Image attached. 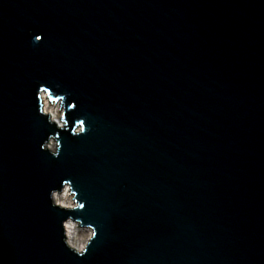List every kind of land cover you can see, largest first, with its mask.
Segmentation results:
<instances>
[{
    "label": "water",
    "instance_id": "obj_1",
    "mask_svg": "<svg viewBox=\"0 0 264 264\" xmlns=\"http://www.w3.org/2000/svg\"><path fill=\"white\" fill-rule=\"evenodd\" d=\"M0 264H264V0H0Z\"/></svg>",
    "mask_w": 264,
    "mask_h": 264
},
{
    "label": "clouds",
    "instance_id": "obj_2",
    "mask_svg": "<svg viewBox=\"0 0 264 264\" xmlns=\"http://www.w3.org/2000/svg\"><path fill=\"white\" fill-rule=\"evenodd\" d=\"M39 41V37H37V39H36V41H33V43H36V42H38ZM55 87H60L59 85H55ZM42 91H44V88H42V90L40 91V92H42ZM64 95H66L67 97H69L70 96V93H68V92H64L63 93ZM73 107H75V102H73ZM47 111V109L46 108H44V107H41L40 109H39V112L40 113H42V114H44L45 112ZM85 120H86V117L84 118V119H82L81 121H80V123L81 124H84V122H85ZM86 129L85 128H79V129H76L75 130V132H74V134L76 133V132H78V133H82V134H84V133H86ZM50 137V136H49ZM48 141H49V138L47 139V140H45L42 144H41V150H44V151H47V152H49V154L50 155H52L54 158H58L59 156H60V154H61V152H58V153H56L55 155L51 152V151H49V150H47V145H48ZM66 182H64L63 184H62V186L59 188V189H56V188H54V189H52L51 191H50V193H49V200H50V202H51V206L52 207H59V208H61V209H64V210H67L68 208H70L71 207V205H69V204H66V203H61V201H60V198H59V195H58V193H59V191H60V189H62L63 188V185L65 184ZM84 207H85V204L84 203H78L77 205H76V208H74L73 210H76V209H84ZM69 217L70 216H68L66 219H64L63 220V222H62V226H63V228H64V230H65V240H64V243L66 244V246L68 247V248H70L72 251H74L76 254H78L80 257H83V256H85V254L88 252V250H89V246L92 244V240H94L96 237H97V235H98V229H96V230H93L92 232H91V234H90V236H89V238H88V240L87 241H85L84 243H81V241H80V239L78 238V237H73L72 235H70L69 233H68V231L66 230L67 229V222H68V219H69Z\"/></svg>",
    "mask_w": 264,
    "mask_h": 264
},
{
    "label": "bare ground",
    "instance_id": "obj_3",
    "mask_svg": "<svg viewBox=\"0 0 264 264\" xmlns=\"http://www.w3.org/2000/svg\"><path fill=\"white\" fill-rule=\"evenodd\" d=\"M43 104L42 106L47 109V111L44 113V115H49L51 121H57V124L63 128L65 125V122H63L61 119L63 117L64 109L61 105L60 110V103H57L56 105L54 102L51 104L50 99L47 98L48 94L46 92H43ZM60 111V112H59ZM57 146L58 141L53 139L51 141V144L48 145L49 151L51 152H57ZM65 191L63 193H58L61 203H66L71 205L70 208L72 209L75 205V201L73 200L75 198L74 194H71V185L65 186ZM68 233L72 235L74 238L78 237L81 241V243L85 242V233H91L93 230L92 228H81L78 224L74 223L73 221L67 222V229ZM83 232V233H82ZM85 232V233H84Z\"/></svg>",
    "mask_w": 264,
    "mask_h": 264
},
{
    "label": "rangeland",
    "instance_id": "obj_4",
    "mask_svg": "<svg viewBox=\"0 0 264 264\" xmlns=\"http://www.w3.org/2000/svg\"><path fill=\"white\" fill-rule=\"evenodd\" d=\"M82 233H83V232H82ZM84 233H85V232H84ZM90 234H91V233H89V232H88V233H85V238H84V239H85V241H87V240H88V238H89Z\"/></svg>",
    "mask_w": 264,
    "mask_h": 264
}]
</instances>
